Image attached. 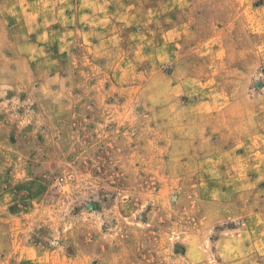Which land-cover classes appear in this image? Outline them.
I'll use <instances>...</instances> for the list:
<instances>
[{
	"label": "rangeland",
	"instance_id": "rangeland-1",
	"mask_svg": "<svg viewBox=\"0 0 264 264\" xmlns=\"http://www.w3.org/2000/svg\"><path fill=\"white\" fill-rule=\"evenodd\" d=\"M0 264H264V0H0Z\"/></svg>",
	"mask_w": 264,
	"mask_h": 264
}]
</instances>
